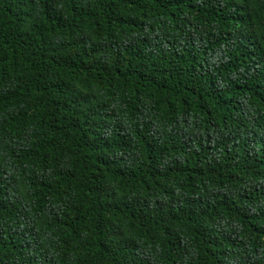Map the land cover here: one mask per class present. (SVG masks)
<instances>
[{
    "label": "trees",
    "instance_id": "1",
    "mask_svg": "<svg viewBox=\"0 0 264 264\" xmlns=\"http://www.w3.org/2000/svg\"><path fill=\"white\" fill-rule=\"evenodd\" d=\"M0 264H264V0H0Z\"/></svg>",
    "mask_w": 264,
    "mask_h": 264
}]
</instances>
